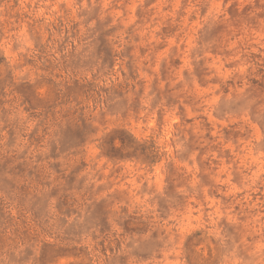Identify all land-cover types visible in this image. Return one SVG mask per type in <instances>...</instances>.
Listing matches in <instances>:
<instances>
[{"label": "rangeland", "instance_id": "obj_1", "mask_svg": "<svg viewBox=\"0 0 264 264\" xmlns=\"http://www.w3.org/2000/svg\"><path fill=\"white\" fill-rule=\"evenodd\" d=\"M0 264H264V0H0Z\"/></svg>", "mask_w": 264, "mask_h": 264}]
</instances>
